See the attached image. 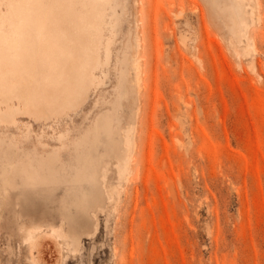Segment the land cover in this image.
Segmentation results:
<instances>
[{
	"label": "rangeland",
	"instance_id": "obj_1",
	"mask_svg": "<svg viewBox=\"0 0 264 264\" xmlns=\"http://www.w3.org/2000/svg\"><path fill=\"white\" fill-rule=\"evenodd\" d=\"M107 10L88 96L39 114L15 97L0 121V264H264V0Z\"/></svg>",
	"mask_w": 264,
	"mask_h": 264
},
{
	"label": "bare ground",
	"instance_id": "obj_2",
	"mask_svg": "<svg viewBox=\"0 0 264 264\" xmlns=\"http://www.w3.org/2000/svg\"><path fill=\"white\" fill-rule=\"evenodd\" d=\"M108 2L79 0V9L67 5L58 13H48L52 14L49 22H43L41 15L29 14L36 9L18 3L7 5L0 16L1 122H15L16 110L10 104L15 97L39 114L71 108L88 96L100 80L96 71L103 63L102 38L107 29L111 30L106 22ZM254 12L252 6L251 13ZM111 43L107 46L108 58ZM46 104L49 108H43ZM62 141L69 146L64 138ZM76 150L78 159L79 143ZM80 157L77 174L92 168L87 163L93 166L91 154L85 147ZM22 171L28 174L27 168ZM55 174L65 177L58 171ZM41 235L36 230L30 232L31 249Z\"/></svg>",
	"mask_w": 264,
	"mask_h": 264
}]
</instances>
